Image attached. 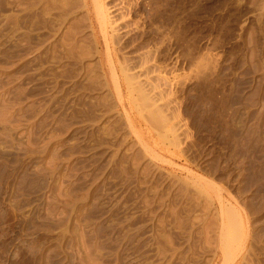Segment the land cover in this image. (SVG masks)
Here are the masks:
<instances>
[{
  "label": "rangeland",
  "instance_id": "rangeland-1",
  "mask_svg": "<svg viewBox=\"0 0 264 264\" xmlns=\"http://www.w3.org/2000/svg\"><path fill=\"white\" fill-rule=\"evenodd\" d=\"M45 1L0 0V264H264V0Z\"/></svg>",
  "mask_w": 264,
  "mask_h": 264
},
{
  "label": "bare ground",
  "instance_id": "bare-ground-1",
  "mask_svg": "<svg viewBox=\"0 0 264 264\" xmlns=\"http://www.w3.org/2000/svg\"><path fill=\"white\" fill-rule=\"evenodd\" d=\"M47 1V0H46ZM45 1V2H46ZM53 2H54V0H52ZM65 2L67 1V0H64ZM69 1V0H68ZM71 2L73 1V0H70ZM69 1V2H70ZM78 1H81V5L84 7V9H86V20L88 21V24H89V27L91 28V30H94V27H93V20H92V12L90 11V8H89V2H88V0H78ZM93 2V6H94V8H95V10L94 11H96V19L98 20V23H99V25H100V29L102 30V31H104V30H106V28L107 27H110L109 29H110V32H115L116 30H114V21H111V19H110V16H109V14H110V12H109V10L107 9V7H105V5H103V3H101L99 0H92ZM50 2V1H49ZM48 2V3H49ZM70 2V3H71ZM74 2V1H73ZM73 2L71 3V4H73ZM77 2V1H76ZM79 3V2H78ZM33 4V3H32ZM39 4V3H38ZM46 4V3H45ZM50 4V3H49ZM57 4V3H56ZM64 4V6L65 5H68L69 3L67 2L66 4L63 2L62 3V5ZM48 5V4H47ZM52 5L54 6V3H52ZM58 5V4H57ZM59 5H61V4H59ZM59 5H58V7H59ZM61 5V6H62ZM51 6V5H50ZM53 6L51 7L52 9H53ZM63 6V7H64ZM69 6V5H68ZM67 6V8L69 9V11H71L70 9L71 8H74V7H76V4L74 3V7H68ZM72 6V5H71ZM80 6V5H79ZM81 6V7H82ZM51 8H50V10H51ZM56 8V7H55ZM54 8V9H55ZM65 8V7H64ZM66 8V9H67ZM39 9H41V8H39ZM43 10V9H42ZM41 10V12H43ZM46 10V9H45ZM44 10V11H45ZM56 10H58V8L56 9ZM56 10H52V11H56ZM59 10L61 11V9H60V7H59ZM62 11H63V9H62ZM73 11V10H72ZM71 11V12H72ZM47 12H48V10H47ZM59 12V11H58ZM57 12V13H58ZM63 12H67V11H63ZM52 13V12H51ZM56 13V12H55ZM63 14L64 15V17H67V16H65L66 14ZM67 13H70V12H67ZM74 13V12H73ZM72 13V14H73ZM24 14V13H23ZM42 14V13H41ZM47 14V13H46ZM50 14V13H49ZM53 14V13H52ZM71 14V13H70ZM71 14V15H72ZM55 15V14H54ZM61 17V16H60ZM44 18V17H43ZM57 18V17H56ZM59 18V17H58ZM53 19V18H52ZM43 20V19H42ZM47 20V19H46ZM49 20V19H48ZM58 20V19H57ZM61 20H63V19H61ZM53 21H55V20H53ZM59 21V20H58ZM64 21H65V19H64ZM42 22V21H41ZM45 22V21H44ZM47 22V21H46ZM83 22H85V20L83 21ZM97 22V21H96ZM48 23H49V21H48ZM52 23V22H51ZM67 23V22H66ZM44 24V23H43ZM30 26V25H29ZM67 26V25H66ZM113 26V27H112ZM31 27V26H30ZM46 27V26H45ZM19 28V27H18ZM29 29V28H28ZM49 29V28H48ZM111 29H113V30H111ZM47 30V29H46ZM51 30V29H50ZM108 30V29H107ZM54 31V30H53ZM105 32V31H104ZM103 32V33H104ZM49 33V32H48ZM102 33V32H101ZM102 33V34H103ZM106 33V32H105ZM76 34V33H75ZM52 35V34H51ZM55 35V34H54ZM106 34H104V36H105ZM116 35V34H115ZM72 37H74L75 35H71ZM117 36V35H116ZM112 38H114L113 36H112ZM116 38V37H115ZM114 38V39H115ZM67 39H69V38H67ZM72 38H70V40H71ZM109 40H111V39H109ZM113 40V39H112ZM117 40V39H116ZM115 41V40H114ZM108 42H110V41H108ZM107 42V43H108ZM116 42V41H115ZM35 43V42H34ZM112 43H114V42H112ZM79 44V43H78ZM52 45V44H51ZM68 45V44H67ZM109 45V44H108ZM68 47V46H67ZM53 48V47H52ZM69 48V47H68ZM112 48V47H111ZM67 50V49H66ZM72 50V49H71ZM106 51V50H105ZM87 52V51H86ZM107 52H109V51H107ZM34 53V52H33ZM70 53V52H69ZM19 54V53H18ZM89 54V53H88ZM98 54V53H97ZM108 54V53H107ZM84 55V54H83ZM111 55V54H110ZM45 56V55H44ZM107 57H109L108 55H107ZM106 57V58H107ZM79 58V57H78ZM86 59V58H85ZM108 61H106V62H108V64L107 65H109V68L111 69V72L112 73H114V72H116L115 71V64H114V61L111 59V58H108L107 59ZM124 60V59H123ZM123 66V65H122ZM120 69V68H119ZM124 70H125V72L127 73V70L124 68L123 70L121 69L120 71H122V72H120V73H123L124 72ZM119 72V71H118ZM125 72H124V76H123V79L124 78H127V81H128V79H129V81H131V79H133V78H130V76L131 75H129V76H126V74H125ZM117 74V73H116ZM128 75V74H127ZM122 76V75H121ZM126 76V77H125ZM112 77H114L115 78V76H114V74H113V76ZM118 79H120V78H118ZM116 80V79H115ZM116 81H118V80H116ZM115 81V83H114V85H115V90H116V92H119L120 90H121V88H120V86H119V84H120V82L119 83H117ZM121 81V80H120ZM128 81V82H129ZM114 82V81H113ZM124 82H125V84H126V79L124 80ZM88 84V83H87ZM127 84H129V83H127ZM127 84H126V86H127ZM130 86V91L133 89V90H138V89H140V88H138L137 89V87H136V89H134V88H132V86L131 85H129ZM134 86V85H133ZM139 86V85H138ZM128 87V86H127ZM135 87V86H134ZM121 92V91H120ZM132 92V91H131ZM133 92H135V91H133ZM145 94V93H144ZM144 96V95H143ZM144 99H145V97H143ZM148 99V98H147ZM152 104V103H151ZM153 105V104H152ZM156 109H158V108H156ZM152 110V109H151ZM155 110V109H154ZM157 111V110H156ZM160 111V110H159ZM151 112V111H150ZM158 112V111H157ZM155 115V114H154ZM154 115H153V117H154ZM157 116V115H156ZM155 116V117H156ZM161 118V117H160ZM167 119V118H166ZM161 120V119H160ZM158 121H159V119H158ZM173 135V134H172ZM221 206V205H220ZM225 214V213H224ZM223 214V215H224ZM227 215H228V213H227ZM241 216V215H240ZM228 217V216H227ZM221 218V217H220ZM225 218V217H224ZM241 218V217H240ZM240 218H239V215H238V212L236 213V211H234V210H230V214H229V217H228V219L224 222L225 224H223V223H221V225L223 224L224 225V227H223V230H222V232L226 235V239L224 240V241H226L225 243H222V247H223V249L225 250H223L224 252H225V254H226V252L227 253H229V251L231 250V249H235V248H237L238 247V245H236V242L237 241H239L240 239H242V237L244 236L243 235V232H244V230H243V225H242V221L240 220ZM243 218V217H242ZM226 219V218H225ZM223 221V220H222ZM245 229V228H244ZM228 255V254H227ZM227 255H225L226 257H227ZM226 259V258H225ZM229 259V258H228Z\"/></svg>",
  "mask_w": 264,
  "mask_h": 264
}]
</instances>
